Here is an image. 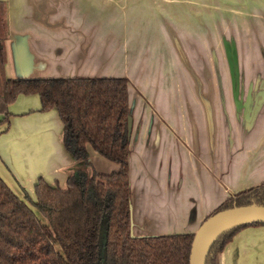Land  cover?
<instances>
[{"label":"crops","instance_id":"obj_1","mask_svg":"<svg viewBox=\"0 0 264 264\" xmlns=\"http://www.w3.org/2000/svg\"><path fill=\"white\" fill-rule=\"evenodd\" d=\"M175 1L0 0L7 7L5 73L8 79L129 80L133 116L129 138L131 220L136 237L196 234L203 222L230 196L264 183V104H243L249 117L242 119L248 121V127L244 133L238 132L234 138L236 144H227L230 138L219 127L221 131L217 134L206 133L196 139L200 144L198 149L191 143V136L177 131L176 127L182 124L181 120L187 125L192 119L191 104H158L159 101L149 96L146 97L152 104H138L132 96V91L146 94L151 82L147 77L146 87L138 88L135 84V74L143 68L137 56L129 63L127 37L130 27L145 26L155 33L161 30L165 38L159 31V36L154 38L164 39L169 47V58L172 54L174 58V44L179 47L188 42L183 50L190 61L202 59L208 50L206 34L196 38L188 35L187 41L180 42L183 37L181 33L178 37L179 32L186 33V29H190L183 20L187 15L191 17L192 12L173 14L164 8ZM246 2L247 5L233 7L230 11L247 12L250 37L247 42L239 39L247 56L227 61L232 77L235 71L237 77L261 78L262 86L264 0ZM144 4L153 7L144 11ZM239 28L240 23H237L235 29ZM194 50L202 53L199 58ZM221 56L216 59L222 60ZM206 59L208 62L207 54ZM204 67L208 69L206 64ZM215 68L218 72L219 65ZM198 76L202 73L193 75L196 85ZM182 79L176 90H185L187 79ZM156 85L150 91H166L159 83ZM189 85L191 91L192 81ZM233 91L235 93L234 85ZM167 92H171L170 87ZM205 106H210L206 110L218 125L225 124L224 104ZM231 106L237 113L235 120L239 125L241 107L239 104ZM41 108L38 95H20L8 107L9 126H0V177L19 198L25 199L27 194L34 202L35 187L40 179L64 188L69 171L79 170L64 148V125L58 112H42ZM87 149L89 162L98 174L111 175L120 170L118 164L100 156L90 145ZM218 264H264V226L248 227L237 234L220 255Z\"/></svg>","mask_w":264,"mask_h":264},{"label":"trees","instance_id":"obj_2","mask_svg":"<svg viewBox=\"0 0 264 264\" xmlns=\"http://www.w3.org/2000/svg\"><path fill=\"white\" fill-rule=\"evenodd\" d=\"M3 30L8 33L7 7L0 2V126H9L8 107L20 95H38L42 112H58L64 148L79 170L69 171L64 188L40 179L35 202L27 194L19 198L0 177V264H190L195 234L131 235L129 80L7 79ZM89 145L120 170L98 174ZM253 205L264 207V183L230 196L212 215ZM253 226L264 224L223 234L206 264H218L235 236Z\"/></svg>","mask_w":264,"mask_h":264},{"label":"rangeland","instance_id":"obj_3","mask_svg":"<svg viewBox=\"0 0 264 264\" xmlns=\"http://www.w3.org/2000/svg\"><path fill=\"white\" fill-rule=\"evenodd\" d=\"M175 2L176 3L170 5L169 8L164 5V8L173 12V14H186L188 11L192 12L191 17L187 15L183 20L187 22V26H190V29L188 30L187 28L186 33L182 30L179 32L178 37L180 38V33L183 37L180 38V42L183 44L182 41H187L186 36L188 35H191L192 38H196L197 35L204 36V34H206L208 50L206 53L202 50L203 54L205 53L202 55V59L190 61L188 59V53H185L183 50V48H187L183 45L188 46V42H185L183 45L181 44L182 46L179 47L174 44V58L173 54L172 58H169V47L164 42L163 38H165V36L162 35L163 32H161V30H156L155 33V30L152 28L145 26L134 28L131 25L132 27L129 28L127 37L129 63L135 61L131 60L132 57L137 56L139 58L138 61H141L140 66L143 68L139 69L138 73L135 74V84L138 85V88L143 86L146 87L147 82L145 79L149 77L151 86H149L148 89H151L154 84L158 85L159 83L160 87L166 90L161 91L160 89H156L159 91L154 92L149 89L146 94H142L139 91H132V96L138 101V104H152L146 96L150 98L153 97L156 101H159L158 104H191L192 119L187 121V125L180 119L182 124H178L176 127L177 131L187 133V135L191 136V143L198 149L200 148V144L196 139L199 138V136H205L206 133L212 136L221 130L230 138L227 144L234 145L236 144V139L234 138L237 137L238 132L244 133L246 131L245 127H248V121H243L242 119V117H249L247 114L248 110L243 108V104H264V83L261 86V80H263L261 78L239 76L238 91L236 94L234 93V80L230 75L227 61L230 58L231 60H235L247 56V54L243 52L242 44L239 43V39L241 40L240 42H247V37H250L247 30V12L241 11V13H231L230 10H232L233 7L244 4L247 5L248 2H246V0H176ZM152 7L153 6L146 4L143 5L144 11H148ZM200 10H202L201 14L199 13ZM226 10L230 11L229 14L225 13ZM182 17H184V15ZM183 21H181V23ZM232 23L235 25L240 23V28L235 29V25H233L234 29L231 28ZM231 29H233V32H236V35H232ZM157 31H159L163 37L160 38V41L154 38L159 36ZM5 33L3 30L5 36L3 40L4 47L8 34ZM180 42L178 44H180ZM4 50L6 52V47ZM193 52L196 53L197 58L202 54L195 50ZM206 54L208 56V62ZM218 54L222 55V60L216 59L219 56ZM200 64H203L201 68L199 67ZM205 64L208 69L204 67ZM216 65H219L218 72L215 68ZM140 71L141 73H139ZM148 71H151V74H148ZM197 72L202 73V76H198V83L196 85L195 80L197 79L193 77V75H197ZM5 77L7 78L6 73ZM182 77L189 80V84L190 81H192L191 91L188 90L190 85L187 80L184 91L175 89L176 86H179V84L183 82ZM200 80L202 83L199 82ZM169 87L171 88V92H167ZM153 92L154 94H152ZM182 98L183 101L181 102ZM204 104H224L223 110L226 125H218L215 117L212 118L209 110H206V108L210 106L204 107ZM231 104H239L241 107L238 111L239 125L236 124L237 119L235 120V116L237 113H235L236 111L234 112ZM232 112H234L233 116ZM219 127H221V130ZM200 143H202V141H200ZM230 150L231 147H229V151Z\"/></svg>","mask_w":264,"mask_h":264},{"label":"water","instance_id":"obj_4","mask_svg":"<svg viewBox=\"0 0 264 264\" xmlns=\"http://www.w3.org/2000/svg\"><path fill=\"white\" fill-rule=\"evenodd\" d=\"M27 79V78H20ZM235 94L238 87V77L234 71L233 75ZM133 129V116L128 118V137H131ZM132 213V206L130 207ZM264 224V207L248 206L234 207L218 212L208 217L199 230L196 232L193 239L190 264H206V259L213 244L226 232L244 225ZM131 235L133 234V222L131 220ZM106 236L104 235L103 246L106 245Z\"/></svg>","mask_w":264,"mask_h":264}]
</instances>
